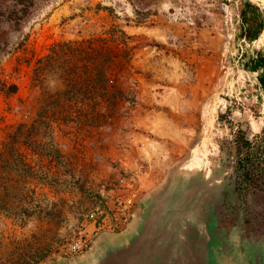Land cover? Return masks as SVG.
I'll return each instance as SVG.
<instances>
[{
  "label": "rangeland",
  "instance_id": "374dc122",
  "mask_svg": "<svg viewBox=\"0 0 264 264\" xmlns=\"http://www.w3.org/2000/svg\"><path fill=\"white\" fill-rule=\"evenodd\" d=\"M238 1H37L10 51L0 52V78L19 87L0 94V264L66 259L64 247L80 230L92 245L101 235L88 220L92 209L110 213L132 197L136 211L179 167L220 171L225 186L238 136L253 142L264 132L262 71L254 68L264 31L254 41L239 36ZM242 1L264 20V0ZM118 30L131 37L129 59L120 58L131 100L111 125L51 123L47 97L61 90L56 75L65 59L44 66L53 46L105 39L121 56ZM40 59L45 69L34 81ZM41 109L46 115L37 120ZM80 110L91 121L107 115L90 105Z\"/></svg>",
  "mask_w": 264,
  "mask_h": 264
},
{
  "label": "water",
  "instance_id": "95a60500",
  "mask_svg": "<svg viewBox=\"0 0 264 264\" xmlns=\"http://www.w3.org/2000/svg\"><path fill=\"white\" fill-rule=\"evenodd\" d=\"M223 173L182 166L138 205L118 233H100L90 249L48 264H264V237L242 241L219 231Z\"/></svg>",
  "mask_w": 264,
  "mask_h": 264
},
{
  "label": "trees",
  "instance_id": "16d2710c",
  "mask_svg": "<svg viewBox=\"0 0 264 264\" xmlns=\"http://www.w3.org/2000/svg\"><path fill=\"white\" fill-rule=\"evenodd\" d=\"M38 0H0V52L10 51L13 46L12 40L17 37L25 23L32 16ZM239 36L247 41H254L264 31V20L260 15V9L251 2L238 1L236 6ZM122 38L120 44L123 46V54L120 56L114 53L109 47L108 40L89 39L80 43L56 44L51 49V54L45 58L47 68L64 56L63 68L56 75L60 81L61 90L47 97V107L51 115L55 116L51 123L62 122L73 123L82 126L111 125L117 110L123 108L125 102L131 99L126 97L127 92L122 88L120 79L126 77L120 58L129 59L130 51L127 41L131 39L123 31H117ZM124 40V41H123ZM128 48V49H127ZM16 50H22L24 59L22 63L30 65L32 59L28 58V50L25 44L18 43ZM66 52V53H65ZM67 54V55H66ZM42 60L34 64L33 80L40 78L41 72L45 69L40 67ZM254 68L262 71L259 83L264 90V56L260 55ZM18 85L0 78V94L6 97L15 95L18 92ZM135 94V93H134ZM131 102H134L132 100ZM94 106L104 111L106 117L103 119H86L80 107ZM41 109L37 120L46 113ZM47 118V117H46ZM102 118V116H100ZM29 128L20 126L19 131H35V125ZM47 129L51 128L50 123H42ZM28 130H27V129Z\"/></svg>",
  "mask_w": 264,
  "mask_h": 264
},
{
  "label": "flooded vegetation",
  "instance_id": "af4514ba",
  "mask_svg": "<svg viewBox=\"0 0 264 264\" xmlns=\"http://www.w3.org/2000/svg\"><path fill=\"white\" fill-rule=\"evenodd\" d=\"M231 176L220 194L219 231L244 240L264 237V132L258 141L242 133L235 141ZM234 149V148H233Z\"/></svg>",
  "mask_w": 264,
  "mask_h": 264
},
{
  "label": "built area",
  "instance_id": "2783aa9c",
  "mask_svg": "<svg viewBox=\"0 0 264 264\" xmlns=\"http://www.w3.org/2000/svg\"><path fill=\"white\" fill-rule=\"evenodd\" d=\"M134 198L126 197L116 201L114 209L108 213L100 208L92 209L87 217L92 223L93 229L97 233H115L125 229L131 221L134 210ZM91 246V241L85 234V231L80 230L70 238V241L65 245L63 256L66 259L76 258L86 253Z\"/></svg>",
  "mask_w": 264,
  "mask_h": 264
}]
</instances>
